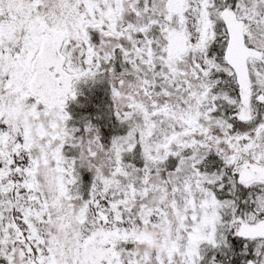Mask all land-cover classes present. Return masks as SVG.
Masks as SVG:
<instances>
[{"label": "snow or ice", "instance_id": "obj_1", "mask_svg": "<svg viewBox=\"0 0 264 264\" xmlns=\"http://www.w3.org/2000/svg\"><path fill=\"white\" fill-rule=\"evenodd\" d=\"M0 264H264V0H0Z\"/></svg>", "mask_w": 264, "mask_h": 264}]
</instances>
